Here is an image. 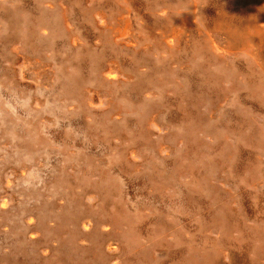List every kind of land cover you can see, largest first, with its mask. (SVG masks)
<instances>
[{"label": "rangeland", "instance_id": "rangeland-1", "mask_svg": "<svg viewBox=\"0 0 264 264\" xmlns=\"http://www.w3.org/2000/svg\"><path fill=\"white\" fill-rule=\"evenodd\" d=\"M0 264H264V0H0Z\"/></svg>", "mask_w": 264, "mask_h": 264}, {"label": "bare ground", "instance_id": "bare-ground-1", "mask_svg": "<svg viewBox=\"0 0 264 264\" xmlns=\"http://www.w3.org/2000/svg\"><path fill=\"white\" fill-rule=\"evenodd\" d=\"M119 31V30H118ZM231 34H232V36H233V38L235 39V40H240L241 38H243L245 35L243 34V33H239V31H236V32H231ZM2 214V213H1ZM31 218V217H30ZM33 219V218H32ZM30 220V219H29ZM109 247V246H108ZM113 248V247H112ZM107 250H109L108 248H107Z\"/></svg>", "mask_w": 264, "mask_h": 264}]
</instances>
